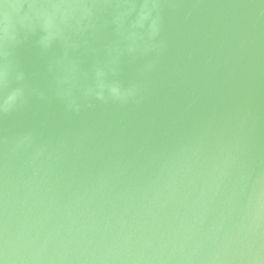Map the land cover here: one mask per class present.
<instances>
[{
  "label": "water",
  "instance_id": "obj_1",
  "mask_svg": "<svg viewBox=\"0 0 264 264\" xmlns=\"http://www.w3.org/2000/svg\"><path fill=\"white\" fill-rule=\"evenodd\" d=\"M88 2L109 6L43 50L35 0H6L0 246L17 258L0 259L264 264V0H159L155 38L135 13L113 23L145 0Z\"/></svg>",
  "mask_w": 264,
  "mask_h": 264
},
{
  "label": "clouds",
  "instance_id": "obj_2",
  "mask_svg": "<svg viewBox=\"0 0 264 264\" xmlns=\"http://www.w3.org/2000/svg\"><path fill=\"white\" fill-rule=\"evenodd\" d=\"M107 6L109 5L88 2V0H35L33 6L25 14L24 19L30 21L32 27H39L42 30L44 35L39 43L43 50H47L54 40L61 38L65 28L70 27L73 20L76 21L77 25H80L83 21L91 23L95 15L94 10ZM160 7L159 0H145L144 5L139 8H117L118 11L116 12L113 23L123 27L125 20L135 13V20L131 23V27L133 29H143L147 22L149 37L155 38L159 35L158 22L160 19ZM20 11L21 9L7 4L6 0H0V14L3 15L5 22V27L0 28V57L8 59L11 55L10 45L14 47L20 43L16 38L12 25L13 16L19 15ZM22 75L21 73L20 78H22ZM98 76H102V74H98ZM2 79L3 73H0V80ZM97 87L100 91L95 93V98L101 101L105 100V85L101 82ZM108 91L117 100H125L128 96L132 95L131 90L129 92H123L116 85L110 86ZM16 99L17 94L15 92H9L0 98V105L10 109L15 104ZM67 107L69 110L79 111V105L74 101H69ZM0 252H7L16 257L10 252L6 243L0 246ZM0 264H4L2 259H0Z\"/></svg>",
  "mask_w": 264,
  "mask_h": 264
}]
</instances>
